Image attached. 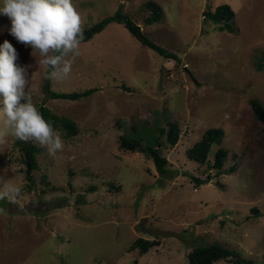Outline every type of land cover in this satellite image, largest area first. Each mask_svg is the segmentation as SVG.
Wrapping results in <instances>:
<instances>
[{"label": "rangeland", "instance_id": "obj_1", "mask_svg": "<svg viewBox=\"0 0 264 264\" xmlns=\"http://www.w3.org/2000/svg\"><path fill=\"white\" fill-rule=\"evenodd\" d=\"M146 1L74 3L84 28L123 5L178 60L113 22L81 42L68 77L51 80L59 92L99 88L76 100L50 97L43 87L48 68L10 34L11 21L0 14V45L10 41L16 63L33 75V102L79 128L73 136L57 128L65 147L55 155L11 135L0 144V177L23 193L19 204L0 200V264H190L195 246L214 242L264 264V122L250 103L256 98L264 106V0H155L164 13L151 25ZM226 3L235 13L233 32L204 15ZM173 123L181 130L175 146L160 133ZM210 128H221L224 138L212 145L210 161L199 164L186 150ZM122 133L147 146L163 141L166 172L148 152L120 149ZM28 143L40 147L29 174L22 151ZM219 148L228 149L225 168L235 164L233 173L212 168ZM138 237L159 244L141 253L131 249Z\"/></svg>", "mask_w": 264, "mask_h": 264}, {"label": "clouds", "instance_id": "obj_2", "mask_svg": "<svg viewBox=\"0 0 264 264\" xmlns=\"http://www.w3.org/2000/svg\"><path fill=\"white\" fill-rule=\"evenodd\" d=\"M0 14L11 21L10 34L31 46L38 64L50 69L48 79L60 81L68 77L84 40V20L74 0H0ZM17 60L16 48L4 40L0 45V144L7 143L11 135L15 140L35 142L55 155L65 147L62 134L33 102V75L29 79L27 67L18 65ZM11 180L0 177V200L19 204L22 186Z\"/></svg>", "mask_w": 264, "mask_h": 264}, {"label": "trees", "instance_id": "obj_3", "mask_svg": "<svg viewBox=\"0 0 264 264\" xmlns=\"http://www.w3.org/2000/svg\"><path fill=\"white\" fill-rule=\"evenodd\" d=\"M144 6L150 11L148 16L145 18L147 25L154 24L160 21L163 17V8L155 0H147L144 3ZM206 18H210L215 22L220 30H227L233 32L236 30L234 26V10L229 4H220L216 8L209 9L204 11ZM117 22L122 23L129 30V32L135 36L143 45L156 50L158 53L163 55L168 59L178 60V56L174 52H170L165 49L163 46L157 44L153 41L147 34L143 31L142 27L133 21L123 10V5H120L118 9L112 14L108 15L98 22L92 24L89 27L84 28V40H91L96 34L102 32L109 24ZM264 65V55L261 57L260 66ZM50 69H47L45 72V83L44 89L50 95L51 98H63L76 100L82 97L89 96L93 92L97 91L98 87H91L81 91H70V92H59L52 88L51 79H48V72ZM124 89L129 90V87L123 84L121 86ZM251 107L255 115L264 122V106L258 99H252L250 101ZM40 112L43 114V117L52 122L53 126L57 129L62 127L66 130L68 135H76L79 132L78 123L70 117L59 115L53 112L46 105H41L39 108ZM161 136L164 134L166 137V142L172 146L177 145L181 130L177 123L170 124L168 128H160ZM224 138V131L221 128H210L208 129L201 139L197 141L192 147L186 150L187 156L199 164H205L209 162V153L211 151L212 145H220ZM164 145V142H158L155 146H147L142 143V139L130 138L127 134H120L119 136V148L125 151H144L148 152L149 155L153 158L156 168L160 173L166 172V166L168 164V159L162 154L161 147ZM23 151V160L27 164L28 174L30 171L37 166V153L40 151V147L36 144L28 143L22 146ZM229 151L225 148H219L216 152V155L213 159L212 168L217 170L219 174H229L237 170V166L234 164L229 168H225V163L228 159ZM28 179L31 180V177L28 176ZM197 184L203 182L200 178H195ZM258 212V211H255ZM159 244L158 240L147 239L144 237H138L131 246V249L139 248L141 253L147 252L154 245ZM190 264H214L215 262L221 259H228L229 264H253L251 260L243 258L235 250L225 246L222 243L214 242L208 245H197L188 255Z\"/></svg>", "mask_w": 264, "mask_h": 264}, {"label": "water", "instance_id": "obj_4", "mask_svg": "<svg viewBox=\"0 0 264 264\" xmlns=\"http://www.w3.org/2000/svg\"><path fill=\"white\" fill-rule=\"evenodd\" d=\"M193 79H194L195 82L197 81L195 78H193Z\"/></svg>", "mask_w": 264, "mask_h": 264}]
</instances>
